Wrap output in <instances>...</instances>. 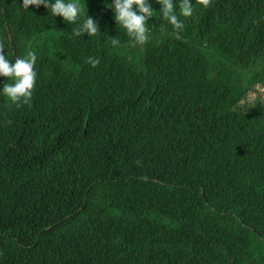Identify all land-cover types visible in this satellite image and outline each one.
Masks as SVG:
<instances>
[{
  "label": "trees",
  "instance_id": "1",
  "mask_svg": "<svg viewBox=\"0 0 264 264\" xmlns=\"http://www.w3.org/2000/svg\"><path fill=\"white\" fill-rule=\"evenodd\" d=\"M192 5L183 31L157 14L133 45L105 13L74 37L0 0L5 54L37 56L30 103L0 96V264H103L119 245L124 264H264V103H243L264 84V0ZM202 191L203 247L158 214Z\"/></svg>",
  "mask_w": 264,
  "mask_h": 264
},
{
  "label": "clouds",
  "instance_id": "2",
  "mask_svg": "<svg viewBox=\"0 0 264 264\" xmlns=\"http://www.w3.org/2000/svg\"><path fill=\"white\" fill-rule=\"evenodd\" d=\"M220 0H104L105 10L100 15L91 16L88 9L85 10L82 0H20L21 6L48 10V14L56 19L59 15L63 20L72 25L71 36L80 37L87 34L95 36L100 31L99 19L103 13L109 16L113 26L120 29L130 38L133 45H143L150 38L151 29L148 25L150 18L155 19L156 15L170 24L174 31L179 33L184 29V22L180 16L188 17L193 13V5L197 4L203 8L211 7ZM163 27V25H162ZM120 43L116 35L111 39V44L117 46ZM37 56L32 50L26 55L16 56L9 59L0 44V77H6L10 82H0V96L7 98L14 104H28L33 95L37 73L35 70ZM87 63L96 67L100 61L98 57H87ZM258 93L264 103V84H258ZM244 103V102H243ZM202 200L193 199L189 195H180L170 212L161 211L158 214L163 218H174L181 222L185 228L199 236L200 244L203 247L201 227L206 223L207 216L211 209L209 202L211 194L208 191ZM181 200V202H177ZM184 237L183 233H180ZM124 248L119 245L116 253L111 256H104L103 264H124L126 259L120 255Z\"/></svg>",
  "mask_w": 264,
  "mask_h": 264
},
{
  "label": "rangeland",
  "instance_id": "3",
  "mask_svg": "<svg viewBox=\"0 0 264 264\" xmlns=\"http://www.w3.org/2000/svg\"><path fill=\"white\" fill-rule=\"evenodd\" d=\"M258 97L261 98V96H260L256 91H254V92H252V93L249 95V97L244 101V103L247 102V103L253 104V103L256 101V99H257Z\"/></svg>",
  "mask_w": 264,
  "mask_h": 264
}]
</instances>
